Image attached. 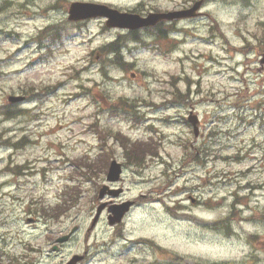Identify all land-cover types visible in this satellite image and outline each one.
Segmentation results:
<instances>
[{"label": "rangeland", "instance_id": "rangeland-1", "mask_svg": "<svg viewBox=\"0 0 264 264\" xmlns=\"http://www.w3.org/2000/svg\"><path fill=\"white\" fill-rule=\"evenodd\" d=\"M195 1L0 0V264H264V0H204L163 53L152 33L124 45L104 17L67 19L71 2Z\"/></svg>", "mask_w": 264, "mask_h": 264}, {"label": "water", "instance_id": "water-1", "mask_svg": "<svg viewBox=\"0 0 264 264\" xmlns=\"http://www.w3.org/2000/svg\"><path fill=\"white\" fill-rule=\"evenodd\" d=\"M200 2L194 4V6L189 9L179 13H167V14H151L146 19H140L138 16L129 15L118 13L117 11L110 10L102 5L97 4H90V3H72L69 8V19H81V18H88L90 16L96 15H105L109 17L108 25L113 26H120V27H127V28H137L145 25H153L160 19H171L172 17H187L194 15V12L199 8ZM264 63V58L261 61ZM9 100L14 102L19 100V98L9 97ZM195 124V122H193ZM121 173V166L117 164L116 161H112L109 166V172L107 175L108 181H116L119 178ZM105 190L107 188H104ZM101 190L99 196L102 197L105 194V190ZM110 194L116 195L114 192H109ZM130 203H125L120 206H114L110 208V211L114 214V217L110 219V224L114 222L120 221L122 215L128 209ZM104 205L100 206L97 210V214L93 220L92 225L95 224L98 215ZM69 238V235L58 238L57 242H64ZM79 257H74L69 263L67 264H74Z\"/></svg>", "mask_w": 264, "mask_h": 264}, {"label": "trees", "instance_id": "trees-1", "mask_svg": "<svg viewBox=\"0 0 264 264\" xmlns=\"http://www.w3.org/2000/svg\"><path fill=\"white\" fill-rule=\"evenodd\" d=\"M151 144H141V145H138V143H136L133 148L136 149V152L137 153H142L141 156H140V161H142L144 159V155L147 154V150L149 151H152V148H151ZM137 154H134V156H136Z\"/></svg>", "mask_w": 264, "mask_h": 264}]
</instances>
